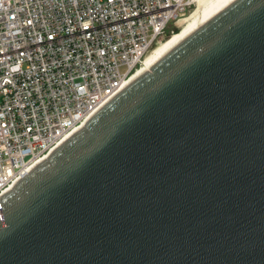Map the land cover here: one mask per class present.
Returning <instances> with one entry per match:
<instances>
[{"label":"water","instance_id":"1","mask_svg":"<svg viewBox=\"0 0 264 264\" xmlns=\"http://www.w3.org/2000/svg\"><path fill=\"white\" fill-rule=\"evenodd\" d=\"M0 264H264V0L175 45L0 197Z\"/></svg>","mask_w":264,"mask_h":264},{"label":"built area","instance_id":"2","mask_svg":"<svg viewBox=\"0 0 264 264\" xmlns=\"http://www.w3.org/2000/svg\"><path fill=\"white\" fill-rule=\"evenodd\" d=\"M197 7L0 0V197L128 88L175 33L170 26L181 28Z\"/></svg>","mask_w":264,"mask_h":264},{"label":"bare ground","instance_id":"3","mask_svg":"<svg viewBox=\"0 0 264 264\" xmlns=\"http://www.w3.org/2000/svg\"><path fill=\"white\" fill-rule=\"evenodd\" d=\"M236 1H238V0H198V5L200 6V8L204 7V9L201 11L199 16L196 18H193L192 20L187 22L186 25H184V27L180 31V33L175 38H173L169 43L164 45V42L166 41L165 40L164 42L159 44V46H157L152 51V53H150L148 55V57L145 60L143 67L140 70H138L137 73L133 76V78L130 82V85L135 83L141 77L146 75L150 70H152L154 68V66L167 54V52L171 48H173L175 45L180 43L182 40H184V39L188 38L189 36H191L192 34H194L196 31H198L200 28H202L204 25H206L208 22H210L212 19H214L216 16H218L220 13H222L224 10H226L228 7H230L232 4H234ZM80 129L81 128L77 129L74 132V134L76 132H78ZM54 151H56V149ZM45 159H47V158H45Z\"/></svg>","mask_w":264,"mask_h":264},{"label":"rangeland","instance_id":"4","mask_svg":"<svg viewBox=\"0 0 264 264\" xmlns=\"http://www.w3.org/2000/svg\"><path fill=\"white\" fill-rule=\"evenodd\" d=\"M203 9H204V7H203V8H200V6L198 5L197 9L192 13L191 17L188 18V20L184 23V25H186V23L189 22L190 20H192L193 18L198 17L199 14L201 13V11H202ZM184 25H183L181 28H179V26H175V25L170 26L169 30H170V31H171V30H174L175 33H174L173 35H171L168 39H166V41L164 42V45H166V44L169 43L173 38H175V37L180 33V31L182 30V28L184 27ZM179 29H180V30H179ZM178 30H179V31H178ZM164 45H163V46H164ZM163 46H162V47H163ZM162 47H161V48H162ZM161 48H160V49H161Z\"/></svg>","mask_w":264,"mask_h":264}]
</instances>
